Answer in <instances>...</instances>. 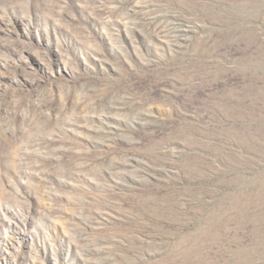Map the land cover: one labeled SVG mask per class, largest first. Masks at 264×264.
<instances>
[{"label":"rangeland","instance_id":"obj_1","mask_svg":"<svg viewBox=\"0 0 264 264\" xmlns=\"http://www.w3.org/2000/svg\"><path fill=\"white\" fill-rule=\"evenodd\" d=\"M0 264H264V0H0Z\"/></svg>","mask_w":264,"mask_h":264},{"label":"bare ground","instance_id":"obj_2","mask_svg":"<svg viewBox=\"0 0 264 264\" xmlns=\"http://www.w3.org/2000/svg\"><path fill=\"white\" fill-rule=\"evenodd\" d=\"M176 25H174V27H175ZM170 27V26H169ZM173 27V26H172ZM168 29V28H167ZM170 29H171V27H170ZM178 29H180V27L178 28ZM183 29V28H182ZM173 30V29H172ZM187 31V30H186ZM179 32V31H178ZM178 32H176V33H178ZM182 32V31H181ZM185 33H187V32H185ZM189 33V32H188ZM181 34H183V33H181ZM163 35V34H162ZM184 36H185V34H183ZM182 35V36H183ZM186 35H188V34H186ZM179 36V35H178ZM189 36V35H188ZM190 37V36H189ZM181 38V37H180ZM184 39V38H183ZM176 41V40H175ZM173 42V43H176V42ZM179 41V40H178ZM183 42V41H182ZM184 43V42H183ZM186 43V42H185ZM192 43V42H191ZM187 44V43H186ZM181 45H183L184 46V44H181ZM171 48V47H170Z\"/></svg>","mask_w":264,"mask_h":264}]
</instances>
